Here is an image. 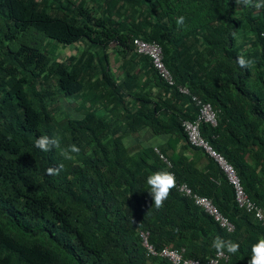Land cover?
Returning <instances> with one entry per match:
<instances>
[{"label": "trees", "instance_id": "obj_1", "mask_svg": "<svg viewBox=\"0 0 264 264\" xmlns=\"http://www.w3.org/2000/svg\"><path fill=\"white\" fill-rule=\"evenodd\" d=\"M135 38L158 43L174 85ZM194 96L218 114L217 125L201 123L202 136L264 208V9L235 0H0V264H173L166 246L206 262L217 235L240 244L220 264H248L264 225L239 207L217 159L190 143L183 121L198 118ZM54 133L61 148L80 147L74 160L35 146ZM149 135L167 138L159 150L177 182L210 197L233 231L177 186L155 207L146 178L169 168ZM190 147L204 150L203 168ZM60 163L58 175L47 173Z\"/></svg>", "mask_w": 264, "mask_h": 264}, {"label": "built area", "instance_id": "obj_2", "mask_svg": "<svg viewBox=\"0 0 264 264\" xmlns=\"http://www.w3.org/2000/svg\"><path fill=\"white\" fill-rule=\"evenodd\" d=\"M134 45L138 53L148 54L153 58L154 64L158 69L159 73L163 76L165 80H167L169 84H175L170 70L163 61V51L157 42H149L140 38H135ZM178 90L182 94L191 93L190 89L187 86L183 85H178ZM193 98L197 101L198 105L200 106L198 118L196 122L188 120L183 121L184 128L187 132L190 143L194 146L203 147L204 149H206V151H208L213 157L218 160L222 169L225 171L229 181L235 187L236 201L239 207L244 208L249 212H254L256 216L264 223V209L250 199L242 183V180L239 177L237 170L235 169L233 164L227 161V159L223 155L213 149L212 146L205 140V138L201 134L200 125L203 121L210 122L213 125H217V111L213 108V105L211 103L202 102L197 96H194ZM162 158L169 167L172 166L171 161L167 157L162 155ZM177 187L182 192H184L185 195L193 198L195 203L202 207L210 216H212L215 221L220 224V226H222L223 228L226 227L230 231L234 230L235 226L233 222L221 212V210L217 207V205L211 198L194 192L193 189L187 183H179L177 184ZM143 237L145 245L148 247L149 252L153 254H158V250H156L155 247L149 242L148 234L143 233ZM185 251V248L177 249L166 246L162 249L161 255L169 258L173 264H220V261L229 259V255L225 253L223 257L216 255V257H213L208 261L203 262L199 259L185 257Z\"/></svg>", "mask_w": 264, "mask_h": 264}, {"label": "clouds", "instance_id": "obj_3", "mask_svg": "<svg viewBox=\"0 0 264 264\" xmlns=\"http://www.w3.org/2000/svg\"><path fill=\"white\" fill-rule=\"evenodd\" d=\"M235 3H236L237 6H240V7H243V8H252V9H255V10L264 9V0H235ZM184 21H185V18L183 16L179 17L177 19V26L178 27L183 26L184 25ZM133 44H134V41H133ZM135 50H136V48H135ZM237 63L239 64V66L241 68H250L252 66V64L254 63V61L252 59L245 58V56L241 55V56L238 57ZM35 146L37 148H39L41 151H43V152H49V151H52L53 149H60L61 156L63 157L64 160H68V161L74 160L75 157H74L73 154H79L80 151H81L80 147L77 144H71L67 148H61V137L58 134H55V133L52 134V135H43L42 134V135L38 136L37 139L35 140ZM156 150H157V152H159L161 154V157H162L163 154L160 152V150H158L157 148H156ZM171 163H172V161H171ZM64 167H65V165L63 163H60L55 168H53V167L48 168L47 169V173L49 175H58L60 173V171L64 169ZM168 168H169V171L168 170H163V169L162 170H158V171H155V172L149 174L148 177L146 178L147 190L149 191V194L152 196L153 201H154V205H155L156 208H160V207L163 206L164 202L170 196L172 190L174 188H176L177 184H179V182H177L175 172L173 171V166H171V167L168 166ZM177 189L181 193H183L185 195V193L182 192L178 187H177ZM235 196H236V193H235ZM191 199H193V198H191ZM257 205H259V204H257ZM242 209H244V208H242ZM244 210H246V209H244ZM247 212H249V211H247ZM249 213L253 214L255 219H257L258 221H260L264 225L263 221L260 220L256 216V214L254 212H249ZM211 247L213 249H215L216 254L218 256H220V257H223L225 255V253L229 255V259L228 260H222V261H229L230 258H231V255L237 254L239 252V250H240V244L238 242H235V241H233L231 239H224L223 237H221L219 235H217L212 240ZM250 257L251 258H250L248 264H264V238L259 239L255 244L252 245V247H251V256Z\"/></svg>", "mask_w": 264, "mask_h": 264}, {"label": "crops", "instance_id": "obj_4", "mask_svg": "<svg viewBox=\"0 0 264 264\" xmlns=\"http://www.w3.org/2000/svg\"><path fill=\"white\" fill-rule=\"evenodd\" d=\"M113 56V54H112ZM113 66H116L115 69L118 68V65H116V63L113 65ZM119 69V68H118ZM118 75L121 74V71L119 73V71H117ZM149 134V133H147ZM150 136V135H149ZM149 140V141H148ZM148 140L147 142H149V144H153L155 145V148H157L158 150L160 148H162L165 144H166V141H167V138H165L164 136H157V137H148ZM182 144L181 142L177 144V148L180 150ZM204 152V150H203ZM201 150H195V148H191L190 147V150L187 151V156L191 157V159H194L200 166L199 167H204L206 164H207V155H205Z\"/></svg>", "mask_w": 264, "mask_h": 264}, {"label": "rangeland", "instance_id": "obj_5", "mask_svg": "<svg viewBox=\"0 0 264 264\" xmlns=\"http://www.w3.org/2000/svg\"><path fill=\"white\" fill-rule=\"evenodd\" d=\"M56 44H57L56 42L52 41L50 43V47L49 48L53 49L56 46ZM61 104H62L61 106L63 107V109L66 110L70 116L71 115L73 116L74 114H77V113H75L74 108L71 105L72 103H69L68 100L63 99Z\"/></svg>", "mask_w": 264, "mask_h": 264}, {"label": "bare ground", "instance_id": "obj_6", "mask_svg": "<svg viewBox=\"0 0 264 264\" xmlns=\"http://www.w3.org/2000/svg\"><path fill=\"white\" fill-rule=\"evenodd\" d=\"M143 231V230H142Z\"/></svg>", "mask_w": 264, "mask_h": 264}]
</instances>
